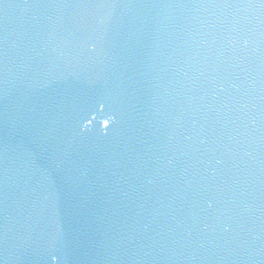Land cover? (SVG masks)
<instances>
[{
	"label": "water",
	"instance_id": "obj_1",
	"mask_svg": "<svg viewBox=\"0 0 264 264\" xmlns=\"http://www.w3.org/2000/svg\"><path fill=\"white\" fill-rule=\"evenodd\" d=\"M0 264H264V0H0Z\"/></svg>",
	"mask_w": 264,
	"mask_h": 264
}]
</instances>
